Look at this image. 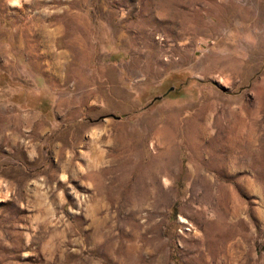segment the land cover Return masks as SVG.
Instances as JSON below:
<instances>
[{
	"label": "rangeland",
	"instance_id": "1",
	"mask_svg": "<svg viewBox=\"0 0 264 264\" xmlns=\"http://www.w3.org/2000/svg\"><path fill=\"white\" fill-rule=\"evenodd\" d=\"M31 1L0 0V264H264V0Z\"/></svg>",
	"mask_w": 264,
	"mask_h": 264
},
{
	"label": "bare ground",
	"instance_id": "2",
	"mask_svg": "<svg viewBox=\"0 0 264 264\" xmlns=\"http://www.w3.org/2000/svg\"><path fill=\"white\" fill-rule=\"evenodd\" d=\"M37 3H39L38 0H32V1H31V6H33V5L35 6ZM224 59H225V58H224ZM216 61H217V60H216ZM229 63H230V62H229ZM212 65H213V64H212ZM222 65H223V64H222ZM216 66H217V65H216ZM232 66H233V65H232Z\"/></svg>",
	"mask_w": 264,
	"mask_h": 264
},
{
	"label": "water",
	"instance_id": "3",
	"mask_svg": "<svg viewBox=\"0 0 264 264\" xmlns=\"http://www.w3.org/2000/svg\"><path fill=\"white\" fill-rule=\"evenodd\" d=\"M174 88H171V90H173ZM158 99H162V97H159Z\"/></svg>",
	"mask_w": 264,
	"mask_h": 264
}]
</instances>
